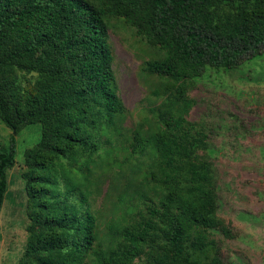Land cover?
Wrapping results in <instances>:
<instances>
[{
	"label": "trees",
	"instance_id": "16d2710c",
	"mask_svg": "<svg viewBox=\"0 0 264 264\" xmlns=\"http://www.w3.org/2000/svg\"><path fill=\"white\" fill-rule=\"evenodd\" d=\"M122 19L154 50L152 104L127 126L109 40ZM264 53V0H0V211L15 135L29 215L17 264H225L208 136L188 120L194 81ZM107 188L103 193V187ZM108 211L95 206L98 197ZM1 241V234H0Z\"/></svg>",
	"mask_w": 264,
	"mask_h": 264
},
{
	"label": "rangeland",
	"instance_id": "374dc122",
	"mask_svg": "<svg viewBox=\"0 0 264 264\" xmlns=\"http://www.w3.org/2000/svg\"><path fill=\"white\" fill-rule=\"evenodd\" d=\"M109 40L117 89L132 126L152 100L141 67L154 50L122 19H112ZM195 104L188 120L208 136V159L218 178V215L232 237L214 233L225 264H264V53L234 69L207 68L190 89ZM12 130L0 121V141L9 148ZM39 123L15 135L16 162L8 170V190L0 211V264H17L28 236V196L24 152L40 137ZM107 183L103 187V193ZM98 197L95 206L108 211Z\"/></svg>",
	"mask_w": 264,
	"mask_h": 264
}]
</instances>
